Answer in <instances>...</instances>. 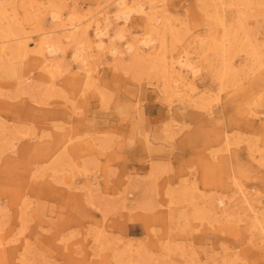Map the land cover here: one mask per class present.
Listing matches in <instances>:
<instances>
[{
    "label": "rangeland",
    "instance_id": "374dc122",
    "mask_svg": "<svg viewBox=\"0 0 264 264\" xmlns=\"http://www.w3.org/2000/svg\"><path fill=\"white\" fill-rule=\"evenodd\" d=\"M63 1V17L74 5L88 13L96 6V0ZM166 3L175 25L190 24V33L206 32L208 22L198 0ZM188 3L195 5L196 19L188 17ZM228 9L227 16L235 14ZM241 9L254 31L252 39L264 42V8ZM42 15L40 26L54 29L52 36L64 46L54 85L43 83L49 91L33 96L18 92L16 84H2L6 78H0V105H7L0 107V264H264L259 235L249 228L251 216L235 211H242L244 204L230 200L222 208L217 201L233 193L227 180L240 159L248 169L244 189L258 200L256 208L264 218V164L249 155L252 148L264 152V93L252 117L242 102V94L264 75V62L254 74L225 87L212 116L164 91L162 77L148 63L140 64L136 74L125 73L126 60L117 64L110 54L94 52L93 77L81 78L59 27L47 12ZM138 22L136 32L142 26ZM30 35L32 50L37 35ZM182 36L181 48L192 49L188 33ZM122 43L117 42L120 47ZM241 63L246 65L239 67ZM234 64L240 71L248 65L239 57ZM33 67L35 74L43 72ZM73 82L81 88L87 82L88 87L75 95ZM215 90L210 75L202 71L194 81L195 98L203 92L212 96ZM227 122L239 125L226 128H234L232 137L238 138L231 145L236 156L228 159L230 154L221 150L211 160L209 151L222 145L213 144L208 135L220 133ZM170 126L176 131L168 136ZM15 133L22 138L14 149H4L2 137ZM65 134L73 139L61 145ZM80 140L87 143L72 147ZM66 144L72 149L65 150ZM194 208L200 213L191 220ZM210 208H222L223 217L214 219Z\"/></svg>",
    "mask_w": 264,
    "mask_h": 264
},
{
    "label": "bare ground",
    "instance_id": "6f19581e",
    "mask_svg": "<svg viewBox=\"0 0 264 264\" xmlns=\"http://www.w3.org/2000/svg\"><path fill=\"white\" fill-rule=\"evenodd\" d=\"M44 2L47 6H44ZM63 2V0H0V78H6L2 84H16V89L20 93L42 96L50 89L43 83L50 82L54 85L56 77L61 74L60 59L62 57L60 55H63L64 46L57 36H52V33L55 32L54 29L44 30L40 26L44 12L49 14V19L56 25L55 27H59L60 35L64 38L66 45L71 47V58L77 69L80 70L81 78L90 80L93 77L92 74L96 70L94 52L100 56L106 53L110 54L117 64L126 60L127 62L122 64L125 73L135 71L136 74L140 69V64L148 63L149 68L162 77L164 91L181 101L182 99L187 100L188 106L200 107L212 116L216 114L213 107L219 103V99H222L225 87L227 85L234 86L238 81H241L239 78L245 79L243 76L254 74L264 62V42L252 39L254 31L247 27L249 19L241 9L251 5L264 8V0H198L199 9L205 14L203 19L208 22L207 26L203 27L206 30L203 33L200 30H193L190 33V24L188 27L182 23L175 25L166 0H96L94 12H82L74 5L71 9H67L68 13L65 17H63L62 11ZM192 5V3H188V17L190 15L196 19L197 15L193 12L195 5ZM228 8L232 11L235 10V14L227 16L226 9ZM137 21H140L138 23H142V26H139L136 32L134 27ZM91 26L93 27L92 38L89 36ZM31 32H36L37 40H35L34 48L29 50L28 41ZM186 33L190 38L189 41L194 44L192 49L190 45H188V49L181 48L183 45L182 34ZM118 41H123L122 47L117 44ZM176 47V52H173V48ZM192 50L197 51L193 52ZM191 53L196 54L191 56ZM30 54L34 56H30ZM235 57H239L240 62L248 64L245 70L243 68L240 71L237 66H234ZM33 65L40 66L43 72L35 74ZM245 65L241 63L239 67ZM202 71L207 72L216 84L215 95H206L203 92L196 99L194 81L201 76ZM245 71L247 72L243 73ZM38 79L41 82H37ZM76 84L73 82L71 87L75 91V95L76 92L88 87L87 82L84 88L77 87ZM263 93L264 75L261 76V80L253 84V88L242 94V102L247 103L244 109L248 117L258 113L256 107L260 105ZM210 96L212 100L208 98ZM0 107L6 108L7 105H0ZM239 107H242V103L234 106L237 110ZM234 121L242 124L237 118H234ZM230 126L234 125L227 122L220 133L214 132L212 137L208 135L213 144L222 145L214 151H209L210 159H218V152L221 150L230 154L226 156L228 159L232 160L236 156V151L232 150L231 145L234 144V141H238L236 140L238 138L235 137L234 140L232 137L234 128L226 129ZM234 127L239 129V125ZM175 131L176 129L170 126L168 136ZM16 135L15 133L9 137H2L4 149H14L16 140L22 138ZM24 135L29 134L24 133L22 136ZM65 137L61 145L73 139L68 134H65ZM86 143L85 140L76 141L72 147ZM68 144L63 146L65 150L72 149V147L66 148ZM58 148L60 147L49 151L48 156L51 157ZM252 150L253 152L249 153L250 157L264 164V152H259L260 150L255 148ZM211 164L215 163L211 162ZM234 166L235 169L233 168L231 176L228 177L229 182L227 180L233 193L230 194V197L218 196V204L222 208L230 200L244 204L242 207L244 211H235L237 214L246 212L251 216L249 228L255 230L259 235L262 243L260 248L264 252V218L260 215L261 212L257 211L256 202L258 200L249 197L251 194L244 189L242 182L244 178L248 177V169L245 168L247 165L237 159ZM236 193H239L240 196H236ZM222 208L219 209V213L210 208L208 214L214 219L217 214H220L217 218L219 219L223 217L224 210ZM177 209L179 207L176 206L175 209L170 210L173 212ZM20 210L23 213L27 212L24 205H21ZM191 212V220L199 217H194V214L200 213L199 209L194 208ZM179 214L178 210L177 215L180 216ZM2 245L0 242V247ZM117 251L123 255L125 249L120 248ZM225 264L236 263L228 261Z\"/></svg>",
    "mask_w": 264,
    "mask_h": 264
}]
</instances>
